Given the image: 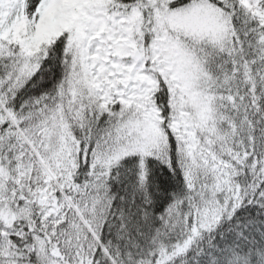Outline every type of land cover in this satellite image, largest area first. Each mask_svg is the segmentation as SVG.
Returning <instances> with one entry per match:
<instances>
[{"label": "snow or ice", "instance_id": "6c2138e0", "mask_svg": "<svg viewBox=\"0 0 264 264\" xmlns=\"http://www.w3.org/2000/svg\"><path fill=\"white\" fill-rule=\"evenodd\" d=\"M0 264H264V0H0Z\"/></svg>", "mask_w": 264, "mask_h": 264}]
</instances>
